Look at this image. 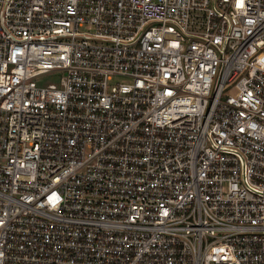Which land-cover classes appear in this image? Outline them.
Returning a JSON list of instances; mask_svg holds the SVG:
<instances>
[{"label":"built area","instance_id":"obj_1","mask_svg":"<svg viewBox=\"0 0 264 264\" xmlns=\"http://www.w3.org/2000/svg\"><path fill=\"white\" fill-rule=\"evenodd\" d=\"M0 264H264V0H0Z\"/></svg>","mask_w":264,"mask_h":264},{"label":"rangeland","instance_id":"obj_2","mask_svg":"<svg viewBox=\"0 0 264 264\" xmlns=\"http://www.w3.org/2000/svg\"><path fill=\"white\" fill-rule=\"evenodd\" d=\"M127 80L126 79H122V78H114L113 79V83H118V82H126Z\"/></svg>","mask_w":264,"mask_h":264}]
</instances>
